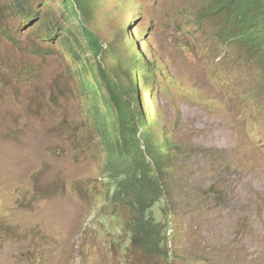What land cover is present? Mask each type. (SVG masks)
<instances>
[{
    "label": "rangeland",
    "instance_id": "obj_1",
    "mask_svg": "<svg viewBox=\"0 0 264 264\" xmlns=\"http://www.w3.org/2000/svg\"><path fill=\"white\" fill-rule=\"evenodd\" d=\"M93 1L89 27L113 46V78L134 85L119 62L136 50L153 60V92L146 75L138 81L155 137L168 132L187 153L186 172L203 170V183L224 184L230 195L226 207L181 219L172 262L200 254L264 264V71L254 69L264 60L245 67L236 50L211 44L197 20L203 0ZM60 8V0H0V264H140L105 204L113 183L92 106L104 110L107 88L84 89L80 64L40 23L58 21Z\"/></svg>",
    "mask_w": 264,
    "mask_h": 264
},
{
    "label": "trees",
    "instance_id": "obj_2",
    "mask_svg": "<svg viewBox=\"0 0 264 264\" xmlns=\"http://www.w3.org/2000/svg\"><path fill=\"white\" fill-rule=\"evenodd\" d=\"M60 4L63 19L57 29L65 32L57 42L64 44L80 64L84 89L106 87L109 93V96L104 94L103 106L112 118L110 121L104 110H98L96 103L92 107L100 145L105 153L104 173L113 183V190L105 200L110 216L121 219L125 232L129 234L128 252L132 248L140 251V264H148L151 259L159 264H174L172 261L179 253L170 249L169 242L174 238L181 219L185 215L193 219L201 211L207 215L213 211L214 204L226 207L230 202L229 192L224 184L203 183L199 178L203 170H196L193 175L187 173L188 157L183 146L176 143L168 132L161 140L157 139L151 128L153 122L138 96L131 102L124 96L128 88L107 75L98 55L101 53L104 58L110 48H104L99 36L88 26L92 0H61ZM198 21L207 25L204 34L211 44L236 50L243 57L240 63L243 66L251 67L254 62L264 60V0H203ZM43 24L46 28L54 27L46 20ZM87 51L95 59V64L88 56H83ZM153 68L152 64L144 68L152 80L155 79ZM254 69L264 71L262 64ZM88 71L94 73L91 74L96 78L94 82L85 79L90 74ZM211 178L216 179L215 176ZM188 186H193L195 191L187 189ZM159 201V210L154 211L153 207ZM170 228L173 230L168 234ZM210 228L213 230L212 225ZM218 250L227 255L225 259L232 256L225 251V245L219 244ZM203 257L197 254L185 264L217 262L215 255L211 260ZM222 262L223 259L218 258V264Z\"/></svg>",
    "mask_w": 264,
    "mask_h": 264
},
{
    "label": "clouds",
    "instance_id": "obj_3",
    "mask_svg": "<svg viewBox=\"0 0 264 264\" xmlns=\"http://www.w3.org/2000/svg\"><path fill=\"white\" fill-rule=\"evenodd\" d=\"M60 3H61V0H60ZM93 6H94V1L92 0V7H91V11H90V19H89V22H88V26H89V24H90V20H91V12H92V8H93ZM60 7H61V4H60ZM61 9V12H62V7L60 8ZM77 13H78V11H77ZM33 14H34V12H33ZM130 14V13H129ZM129 14H127V15H129ZM199 15H200V13H199ZM24 16H26V17H29V18H31L32 17V15H30L28 12H25V15ZM78 17H81L80 15H79V13H78ZM34 18V17H33ZM62 17H61V13H60V18H59V20L57 21L56 19H54V18H52V17H50V16H47V17H44V18H42L41 19V25L42 26H44V24H43V20H46V21H49V22H52L53 24H54V27H52V28H46L45 26V28H46V34L49 36V37H51V39L52 38H54V36H57V40H59V36L61 35V34H63V32H65L63 29H61V28H58L57 29V25H58V27H60L59 25H60V22L62 21ZM132 20H133V16H130L129 17V20H128V26L130 25V23L132 22ZM197 20H198V18H197ZM199 22V21H198ZM201 24H203V23H201ZM56 26V27H55ZM92 29V28H91ZM93 30V29H92ZM122 31L125 33V35H124V38L127 40V47H131V43L133 42V36H132V34H131V32L130 31H124L123 29H122ZM56 32H58V34L59 35H57L56 34ZM93 32H94V30H93ZM95 33V32H94ZM96 34V33H95ZM138 34H140V33H138ZM97 35V34H96ZM98 36V35H97ZM101 43V42H100ZM125 44V43H124ZM107 46H109V48H110V51H109V53L113 50V46L112 45H109V44H107L105 47H104V45H103V47L104 48H106ZM115 51H113V53H114ZM102 55L103 54H101V53H99V55H98V58H99V60L103 63V66H104V68H105V72L107 73V75H109L110 76V78L114 81V82H118V83H120L119 82V80L118 79H115V78H113L114 77V73H115V70L114 69H112V68H110L109 67V65L107 64V55L104 57V58H102ZM143 59H145L144 58V55H142L141 53H140V51L139 50H136L132 55H130V56H128L127 58H124V60H122V61H120L119 63L121 64V65H124V64H128V68H129V70H130V74H129V76L131 77V79H133V81H134V85L133 86H126V85H122L121 83V86H125V87H127L128 88V92H124V96H126L127 98H130V99H134V100H137V96H138V98H139V100H140V102L141 103H143V98L141 97V95H140V91H141V86H140V82L138 81V80H140V79H142L143 77H144V75H146L147 76V78L150 80V81H152V86L150 87V90H149V92H153V90H154V84H155V79H156V69H157V67H156V64H155V62L153 61V60H151V59H145V60H143ZM94 63H95V61H94ZM148 64H152L153 65V70H154V74H155V79L154 80H152L151 78H150V76L148 75V73L146 72V70H144V68H145V66H147ZM131 67H132V69L133 70H131ZM89 72V71H88ZM90 73V72H89ZM92 74H94L93 72H91ZM89 75H87V77H88ZM85 78V79H87V80H92L93 82L96 80V78L95 77H90L91 79H88V78ZM83 80H84V78H83ZM97 86H98V84H97ZM96 88V87H95ZM97 89H99V87H97ZM134 90H135V92H134ZM136 93V94H135ZM104 94L105 93H103V98H104ZM96 96H98V93L96 94ZM131 101V100H130ZM131 102H133V101H131ZM103 106V105H102ZM96 132H98V131H96ZM97 135H98V133H97ZM99 136V135H98ZM169 230V229H168ZM168 234H169V232H168Z\"/></svg>",
    "mask_w": 264,
    "mask_h": 264
}]
</instances>
